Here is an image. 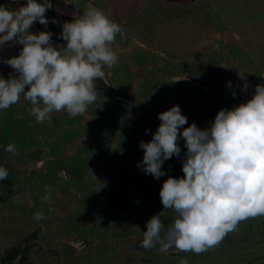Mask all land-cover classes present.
Returning a JSON list of instances; mask_svg holds the SVG:
<instances>
[{
    "label": "rangeland",
    "instance_id": "1",
    "mask_svg": "<svg viewBox=\"0 0 264 264\" xmlns=\"http://www.w3.org/2000/svg\"><path fill=\"white\" fill-rule=\"evenodd\" d=\"M176 1L144 0L133 14L136 0L128 1L131 12L119 21L123 31L111 45L118 61L104 68L111 73L106 81H95L111 88L96 89L97 99L83 116L54 111L51 120L38 123L23 95L0 110V167L9 173L0 181V264H180L182 259L264 264V216L241 222L218 247L200 255L174 247L161 253L158 244L147 250L140 246L147 222L164 211L163 182L184 176L182 137L180 156L162 165L164 176L156 179L143 170L140 142L151 141L159 114L178 104L188 120L181 133L193 123L210 128L222 108L246 102L258 84L264 85V0ZM0 2L11 9L24 5V0ZM67 2L51 0L48 24L36 21L30 31H49L54 46H65L63 23L83 14L82 4L76 14L60 11ZM90 4L108 12V1ZM22 47L16 41L0 46V77L18 76L4 61ZM186 74L213 84L181 79ZM76 133L91 134L87 148L81 149ZM10 143L17 153L5 151ZM45 186L53 211L41 201ZM37 211L46 219H34ZM174 215L163 212L165 227Z\"/></svg>",
    "mask_w": 264,
    "mask_h": 264
},
{
    "label": "clouds",
    "instance_id": "2",
    "mask_svg": "<svg viewBox=\"0 0 264 264\" xmlns=\"http://www.w3.org/2000/svg\"><path fill=\"white\" fill-rule=\"evenodd\" d=\"M52 7L51 0H27L17 9L0 6V46L9 41L23 45L19 55L4 61L18 76L0 77V110L17 104L23 95L38 123L51 120L54 111L72 118L86 113L97 99L95 81H106L111 73L106 74L104 68L111 69L118 61L111 45L123 31L119 23L90 4L82 15L63 23L60 36L67 44L56 47L51 32L30 31L36 21L48 24L45 13ZM238 74L243 78L245 73ZM248 87L245 82L243 89ZM159 119L151 141L140 142L143 170L156 179L164 176L162 165L180 156L178 140L182 137L187 149L184 176H169L163 182L159 195L164 211L172 210L175 215L167 227L161 219L164 211L151 217L142 248L158 244L161 253L174 247L200 255L218 247L241 222L264 216V85L258 84L246 102L222 108L210 128L193 123L181 133L188 120L178 104L160 113ZM5 151L17 153L11 143ZM8 176V170L0 167V181ZM50 192L45 186L41 201L53 211ZM33 218L46 219L40 211ZM180 264H188L187 259Z\"/></svg>",
    "mask_w": 264,
    "mask_h": 264
},
{
    "label": "crops",
    "instance_id": "3",
    "mask_svg": "<svg viewBox=\"0 0 264 264\" xmlns=\"http://www.w3.org/2000/svg\"><path fill=\"white\" fill-rule=\"evenodd\" d=\"M67 1L68 4L66 3L65 6L63 4H60L61 6L60 11L65 12V14L66 12H68L69 15L76 14L81 4H82V8L85 9L90 4V2H93V0H67ZM97 1H99L100 4L103 0H97ZM105 1H108V12L105 11V13L108 14L110 18L115 22L123 21V19H125L126 16L131 12L127 10V6H126L129 0H118L119 2H117L116 0H105ZM143 1L144 0H138V1L136 0L132 13L130 14H133L135 10L140 11ZM167 1H173V0H167ZM176 2L183 3V2H187V0H177ZM120 5H125L126 7L125 6L121 7ZM120 22L119 24H122Z\"/></svg>",
    "mask_w": 264,
    "mask_h": 264
},
{
    "label": "water",
    "instance_id": "4",
    "mask_svg": "<svg viewBox=\"0 0 264 264\" xmlns=\"http://www.w3.org/2000/svg\"><path fill=\"white\" fill-rule=\"evenodd\" d=\"M189 79L191 80L192 82L194 83H197L201 86H204V87H211L213 82L211 80H206V79H203L201 78L200 76H194V75H183L181 76V79ZM179 79V78H178ZM203 125H206V122H202ZM75 137H81L82 140L81 141V149H85L87 148L88 146V141H89V138L91 137V134L90 133H85L84 135H80L79 133H76L74 134Z\"/></svg>",
    "mask_w": 264,
    "mask_h": 264
},
{
    "label": "trees",
    "instance_id": "5",
    "mask_svg": "<svg viewBox=\"0 0 264 264\" xmlns=\"http://www.w3.org/2000/svg\"><path fill=\"white\" fill-rule=\"evenodd\" d=\"M26 2H27V0H24V4H26ZM14 5H15V3H14ZM0 6H5V5H4L3 3L0 2ZM45 14H48V12H46ZM49 16H50V14H49ZM100 84H101V83H99L98 85L96 84V89H101V88H103V90H106L107 88H108V89L111 88L110 86H107L106 84H102V85H103V87H102V86H100ZM9 258H10L9 255L4 256V257L2 258V263H6V262L8 261Z\"/></svg>",
    "mask_w": 264,
    "mask_h": 264
}]
</instances>
